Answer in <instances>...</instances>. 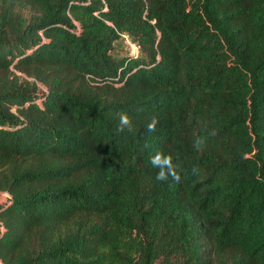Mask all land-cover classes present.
Masks as SVG:
<instances>
[{
  "label": "trees",
  "instance_id": "trees-1",
  "mask_svg": "<svg viewBox=\"0 0 264 264\" xmlns=\"http://www.w3.org/2000/svg\"><path fill=\"white\" fill-rule=\"evenodd\" d=\"M3 193L0 264H264V0H0Z\"/></svg>",
  "mask_w": 264,
  "mask_h": 264
},
{
  "label": "clouds",
  "instance_id": "clouds-1",
  "mask_svg": "<svg viewBox=\"0 0 264 264\" xmlns=\"http://www.w3.org/2000/svg\"><path fill=\"white\" fill-rule=\"evenodd\" d=\"M157 123H158L157 119L152 118L150 122L147 124L146 130L148 132H154ZM125 127L131 130V121L127 114H121L120 126L117 129V131H123ZM211 134L214 135L215 133L213 132ZM205 144H206V137H196L193 140V146L197 151L201 150L205 146ZM150 163L154 168L158 169L156 173L157 180H167L169 176H171L173 180L177 182L180 181L181 177L178 172V165L174 164L173 157L170 154L166 155L161 152H156L155 155H153L150 158ZM193 171H195V169Z\"/></svg>",
  "mask_w": 264,
  "mask_h": 264
},
{
  "label": "rangeland",
  "instance_id": "rangeland-1",
  "mask_svg": "<svg viewBox=\"0 0 264 264\" xmlns=\"http://www.w3.org/2000/svg\"><path fill=\"white\" fill-rule=\"evenodd\" d=\"M132 51V48L129 46L128 43H126L124 40H120V42L118 43L117 47H116V50H115V53L117 55H128L129 53H131ZM6 194H1L0 196V202L2 200H5L6 198Z\"/></svg>",
  "mask_w": 264,
  "mask_h": 264
},
{
  "label": "built area",
  "instance_id": "built-area-1",
  "mask_svg": "<svg viewBox=\"0 0 264 264\" xmlns=\"http://www.w3.org/2000/svg\"><path fill=\"white\" fill-rule=\"evenodd\" d=\"M126 42L129 44V46L132 48L131 54H138L139 53V47L133 43L131 40L126 39Z\"/></svg>",
  "mask_w": 264,
  "mask_h": 264
}]
</instances>
